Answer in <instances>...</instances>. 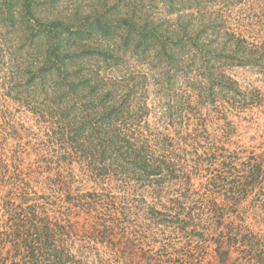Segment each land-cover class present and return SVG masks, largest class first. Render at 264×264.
I'll use <instances>...</instances> for the list:
<instances>
[{
  "label": "rangeland",
  "instance_id": "obj_1",
  "mask_svg": "<svg viewBox=\"0 0 264 264\" xmlns=\"http://www.w3.org/2000/svg\"><path fill=\"white\" fill-rule=\"evenodd\" d=\"M198 7L202 8L203 16L195 15L192 24L199 25L203 19V24L210 25L211 33L214 28L221 31L220 43L229 39L224 35L228 31L237 32V36L246 37L248 42L264 45V0H0V41L4 39L0 45V155L9 164L10 173L18 166L39 195L51 197V202L57 203L53 209L61 208L80 226L93 223L97 211L73 207L66 201V193L52 196L53 192L43 183L47 176L62 173L67 177L71 172L73 195L95 189L119 197L128 193L116 181L97 183L88 179L78 161H59L62 149L51 142L50 124L40 120L28 106L36 101L46 102L45 95L53 93L55 76L52 78L49 72L42 71L31 82L29 70L38 68L22 65L15 70L21 78L10 81L9 66L17 56L10 55L3 46L12 44L13 54L17 51L31 58L25 56L31 53L28 47L31 45L42 55L52 54L61 60L68 52L71 55L66 41L83 43L89 51L83 54L84 58L94 53L102 73H128L136 95H143L151 108V126H159L161 132L178 139V135H186L187 121L160 127L157 124L160 105L176 106L189 93L194 95L192 104L195 105L196 95L187 91L183 77L168 66L166 56L165 61L161 58L160 36L166 34L163 29L188 24L187 18L180 17L193 15ZM232 52L227 54L234 60H224L226 66L222 71L237 82L241 96L229 94L233 97L229 103L220 98L216 105L206 99L196 107L207 131L197 139L198 143L187 148L191 159L190 182L168 181L155 191L149 186L129 190L131 213L127 214L122 228L111 235L114 244H96L109 264H219L215 242L221 230H226V224L246 226L264 234V208L258 200L262 185L249 194H241L238 202L231 200L238 190L236 187L248 175V163L254 158L264 165V64H241L236 59L248 55L249 50ZM104 55L114 59L113 66H105L101 58ZM255 55L252 56L257 59ZM214 66L219 68L220 64L217 62ZM167 68L170 74L165 75ZM11 86L21 89L20 92L13 90L4 95ZM185 92L187 95H183ZM242 96L247 104L238 108L236 101ZM218 105L222 109L226 106L224 113L218 111ZM189 123V132L198 128L195 118ZM189 143L194 142L191 139ZM9 188L1 184L0 196ZM189 189L190 195L196 193V198L204 204L194 205L191 196L182 198L180 203L176 201L181 192L188 193ZM214 204L222 209L224 216L219 218L220 213L215 220L208 221ZM202 212L201 226L195 228L188 215ZM195 223H200L199 219ZM75 247L77 253L79 243ZM238 255L233 250L232 260ZM146 256L155 257L150 262Z\"/></svg>",
  "mask_w": 264,
  "mask_h": 264
},
{
  "label": "trees",
  "instance_id": "obj_2",
  "mask_svg": "<svg viewBox=\"0 0 264 264\" xmlns=\"http://www.w3.org/2000/svg\"><path fill=\"white\" fill-rule=\"evenodd\" d=\"M195 15L203 16L201 7L196 8L193 15L180 17L182 20L187 18L188 24L181 23L163 29L166 34L160 36V50H163L161 58L164 60L166 56L168 66L183 77L187 91L191 90L196 95L195 105L192 104L194 95H187L188 92L183 94L187 95L185 101L176 106L169 103L160 105L161 114L157 120L160 127L176 123L182 125L187 121L186 135H178V139L161 132L159 126H151V108L144 102L143 95H136L128 73H102L94 53L84 58L86 56L83 54L89 51L83 43L66 41L71 55L68 52L61 60L52 54L42 55L35 46L30 45L31 53L25 56L31 57V61V58H25L17 51L13 54L12 44L3 46L10 55L17 56L13 57L9 66L10 81L20 77L15 70L22 65L38 68L36 71L29 70L31 82L42 71L49 72L52 78L55 76L53 93L45 95L46 102L36 101L28 106L40 120L50 124L51 142L62 149L59 161H78L88 179L97 183L116 181L128 193L119 197L106 190L98 192L95 189L73 195L71 181L74 176L71 172L67 177L62 173L54 177L47 176L43 183L54 193L52 196L60 197L66 193V201L73 207L97 211L93 223L80 226L61 208L53 209L57 203L51 202V197L39 195L18 166L10 173L9 164H5L0 155V185L10 187L5 195L0 196V264H109L96 244H114L111 235L122 228L131 211L128 205L129 190L137 186H149L155 191L168 181H179L181 184L191 181V159L187 148L198 143L197 139L207 131L196 107L206 99L213 104L220 98L229 103L233 98L229 94L241 96L237 82L222 71V67L226 66L224 60H234L227 51L249 50L248 55L236 60L241 64H264V45L248 42L246 37L237 36V32L228 31L224 35L229 39L220 43L218 39L223 33L215 28L211 33L208 30L210 25L203 24V19L199 25H193L191 21ZM3 41L1 38L0 45H3ZM232 46H235L234 49ZM253 54H257V59ZM101 58L105 66L115 63L108 55ZM216 61L220 64L219 68L214 66ZM169 72L167 68L164 74ZM34 85L31 83V86ZM13 90L20 92L21 89L11 86L4 95H9ZM241 100L236 101L238 108L247 104L245 96ZM216 107L219 112H225V105L223 109L219 105ZM192 118L197 120L198 128L189 132ZM191 139L194 143H189ZM248 164V175L236 187L238 190L234 191L235 196L231 200L238 202L241 194H249L262 185L258 200L264 208V165L254 158ZM27 176L30 179L31 174ZM190 196L194 205L204 204L203 200L196 198V193L190 195V189L188 193L186 190L181 192L176 201L180 203L182 198L189 199ZM216 206L214 204L210 209L208 221L215 220L220 213L219 218H223L222 209ZM203 213L188 215L195 228L201 226ZM196 219L200 223H195ZM233 225L226 224L227 233L221 230L216 239L215 251L219 264H264V234L256 233L246 226ZM78 243L81 251L78 249L79 253H76L74 248ZM233 250L239 255L232 260ZM154 257L146 256V259L152 262Z\"/></svg>",
  "mask_w": 264,
  "mask_h": 264
}]
</instances>
